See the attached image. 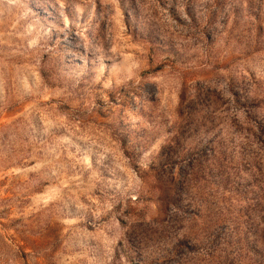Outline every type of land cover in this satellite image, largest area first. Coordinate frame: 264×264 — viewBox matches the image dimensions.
<instances>
[{"label":"rangeland","instance_id":"374dc122","mask_svg":"<svg viewBox=\"0 0 264 264\" xmlns=\"http://www.w3.org/2000/svg\"><path fill=\"white\" fill-rule=\"evenodd\" d=\"M0 264H264V0H0Z\"/></svg>","mask_w":264,"mask_h":264}]
</instances>
